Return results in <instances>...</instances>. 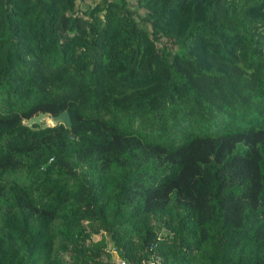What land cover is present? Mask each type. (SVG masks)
Instances as JSON below:
<instances>
[{"label":"trees","instance_id":"16d2710c","mask_svg":"<svg viewBox=\"0 0 264 264\" xmlns=\"http://www.w3.org/2000/svg\"><path fill=\"white\" fill-rule=\"evenodd\" d=\"M108 243L264 264V0H0V264Z\"/></svg>","mask_w":264,"mask_h":264},{"label":"rangeland","instance_id":"374dc122","mask_svg":"<svg viewBox=\"0 0 264 264\" xmlns=\"http://www.w3.org/2000/svg\"><path fill=\"white\" fill-rule=\"evenodd\" d=\"M100 0H77V6L80 10H84V8H86V6L88 4H92L93 2H99ZM139 14L141 16H143L142 11L139 12ZM27 124H32L33 122H37L43 125H50L51 124V120L50 117L48 115L45 114H40V115H35L34 117H32L31 119L25 120L24 121ZM100 238V235H93V237L91 238L92 241L98 240ZM107 250L110 251L111 254V259L113 261H117L120 262V257L118 256L117 252L113 249V246H111V244L108 243L107 246ZM60 256L65 259L66 261H68V255L65 253H60Z\"/></svg>","mask_w":264,"mask_h":264},{"label":"water","instance_id":"95a60500","mask_svg":"<svg viewBox=\"0 0 264 264\" xmlns=\"http://www.w3.org/2000/svg\"><path fill=\"white\" fill-rule=\"evenodd\" d=\"M50 120H51L50 126L56 125L58 123H62L67 128L71 127V120H70L69 113L67 110H63L59 114L55 116H51Z\"/></svg>","mask_w":264,"mask_h":264},{"label":"built area","instance_id":"2783aa9c","mask_svg":"<svg viewBox=\"0 0 264 264\" xmlns=\"http://www.w3.org/2000/svg\"><path fill=\"white\" fill-rule=\"evenodd\" d=\"M119 264H125V262H123V261H120V262H119Z\"/></svg>","mask_w":264,"mask_h":264},{"label":"clouds","instance_id":"9594fccd","mask_svg":"<svg viewBox=\"0 0 264 264\" xmlns=\"http://www.w3.org/2000/svg\"><path fill=\"white\" fill-rule=\"evenodd\" d=\"M121 261V260H120ZM126 264V263H125Z\"/></svg>","mask_w":264,"mask_h":264}]
</instances>
